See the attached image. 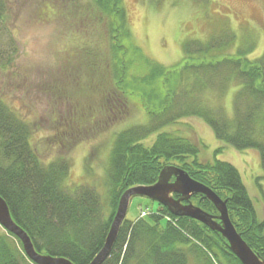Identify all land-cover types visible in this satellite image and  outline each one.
Returning <instances> with one entry per match:
<instances>
[{
	"label": "trees",
	"instance_id": "1",
	"mask_svg": "<svg viewBox=\"0 0 264 264\" xmlns=\"http://www.w3.org/2000/svg\"><path fill=\"white\" fill-rule=\"evenodd\" d=\"M89 2L93 20L87 18L85 28L91 29L92 22L99 25L106 44L94 40L75 46L72 53L61 57V67L75 73L80 88V69L99 68V81L105 83L90 85L100 99L96 111L101 125L107 127L108 119L121 118L132 99L150 118L115 134L106 170L105 205L94 187L80 183L70 189L63 184L70 162L63 157L44 162L30 144V125L0 97V196L12 218L26 231L38 253L88 264L104 243L122 193L132 186L154 183L163 167L176 165L225 201L236 231L264 258V219L256 215L238 169L217 156L201 162L198 146L186 137L160 130L196 116L225 144L239 150L256 149L264 170V52L250 59L253 46L241 45L235 54L215 55L235 42V33L220 25L222 30L206 40H185L181 61L166 67L132 47L123 0ZM4 9V0H0V13ZM130 49L138 52L137 60L128 57ZM135 68L136 73L129 74ZM233 81L236 89L229 115L225 106L209 104L204 92L215 89L222 100ZM47 82L57 91L53 80ZM152 133H156L154 141L144 145L142 140ZM220 150L218 147L214 153ZM257 184L264 197L261 184ZM150 201L156 209L149 214L134 220L124 217L102 264H188L190 256L197 264H241L221 233L189 216L177 217L157 201ZM190 201L218 214L202 193L192 194ZM26 257L20 240L0 225V264H35Z\"/></svg>",
	"mask_w": 264,
	"mask_h": 264
},
{
	"label": "rangeland",
	"instance_id": "2",
	"mask_svg": "<svg viewBox=\"0 0 264 264\" xmlns=\"http://www.w3.org/2000/svg\"><path fill=\"white\" fill-rule=\"evenodd\" d=\"M89 1L4 0L5 9L0 13V97L14 114L30 125V144L44 162L58 157L70 162L69 175L63 184L70 189L80 183L94 187L100 201L107 205L106 170L115 134L133 125L145 124L150 117L132 99L128 112L125 110L121 118L108 119L107 127L104 123L101 125V115L96 111L100 99L90 85L105 83V80L99 81L102 77L99 68L80 69V88L75 73L61 67V57L72 53L75 46L94 40L106 44L102 38L106 34L99 25L93 26L92 22L91 29L85 28L87 18L89 22L93 20L90 8L93 4ZM123 5L132 47L139 48L143 56L159 65L175 66L184 56L185 40H206L222 30L220 25L235 33V42L215 55L235 54L241 45L253 46L248 55L250 59L264 52V0H123ZM130 50L128 57L137 60L138 52ZM135 71L136 68L131 69L129 74ZM51 80L57 91H53V85L48 86L47 81ZM233 84L234 81L227 86L222 100L215 89L205 91L207 102L225 106L230 115L236 89ZM160 130L186 137L198 146L201 162L217 156L234 165L256 215L264 219V197L257 184H261L264 192V170L256 149L239 150L225 144L196 116L183 118ZM155 136L156 133L150 134L142 143L151 145ZM218 147L221 150L215 154ZM145 207L154 210L156 204L145 196L133 195L126 219L134 220ZM189 260L188 264H197L193 256Z\"/></svg>",
	"mask_w": 264,
	"mask_h": 264
},
{
	"label": "water",
	"instance_id": "3",
	"mask_svg": "<svg viewBox=\"0 0 264 264\" xmlns=\"http://www.w3.org/2000/svg\"><path fill=\"white\" fill-rule=\"evenodd\" d=\"M173 177V180L171 178ZM202 193L211 200L218 210L217 215L206 212L203 208L194 205L190 196ZM173 193H178L177 198ZM133 195L145 196L165 206L175 216H189L202 222L226 239L228 248L240 260L241 264H264V258H260L251 247L247 245L243 237L236 231L228 217L225 201L218 197L208 186L190 177L184 169L178 166H165L160 170L157 180L150 185H136L127 188L119 198L116 212L110 222L104 243L97 254L88 264H102L110 253L117 236L119 227L126 215L129 200ZM0 225L11 232L22 244L25 255L35 264H74L67 258L54 257L49 254L38 253L26 233L12 218L6 201L0 196Z\"/></svg>",
	"mask_w": 264,
	"mask_h": 264
},
{
	"label": "built area",
	"instance_id": "4",
	"mask_svg": "<svg viewBox=\"0 0 264 264\" xmlns=\"http://www.w3.org/2000/svg\"><path fill=\"white\" fill-rule=\"evenodd\" d=\"M144 214V212H142V215Z\"/></svg>",
	"mask_w": 264,
	"mask_h": 264
}]
</instances>
